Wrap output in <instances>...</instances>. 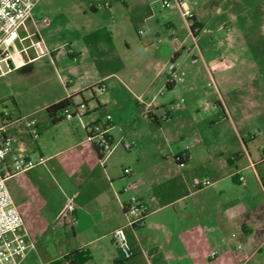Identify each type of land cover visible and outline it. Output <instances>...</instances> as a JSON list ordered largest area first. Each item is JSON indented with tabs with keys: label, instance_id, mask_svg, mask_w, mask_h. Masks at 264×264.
Masks as SVG:
<instances>
[{
	"label": "crops",
	"instance_id": "0c3cea01",
	"mask_svg": "<svg viewBox=\"0 0 264 264\" xmlns=\"http://www.w3.org/2000/svg\"><path fill=\"white\" fill-rule=\"evenodd\" d=\"M120 1L126 3V0ZM182 1L194 14V21L201 25L199 31L195 28L192 32L190 24L182 17L193 40L219 13L248 7L244 0ZM78 7V13L85 17L99 13L102 7L112 9L107 0H79ZM171 11L181 15L175 3ZM230 15L236 18L234 13ZM17 34V40L29 38L32 41V36L28 37L32 35L30 33L20 37L18 30ZM17 40V49H29L27 54L16 56V61L26 64L34 60L37 56L31 57L29 50H35V47L30 43L21 48ZM81 52L77 49L67 52L79 64L69 74L70 81L63 93L45 108L64 98H70L75 106L86 104L83 91L88 90L97 105L86 104L83 112L84 119L91 125L102 120L101 116L95 115L96 109L108 102L96 97L95 85L99 82L105 84L113 74L103 73L108 62L104 51L93 55ZM167 65L163 62L159 67V62H148V68H159L149 86L157 78L166 88L176 86L177 82L171 83L170 87L167 85ZM219 67L217 62L212 66L216 74ZM81 72L88 75L86 81L79 76ZM209 75L217 85L213 109L217 112L221 108L222 120L231 122L238 143L217 146L221 159L211 169L215 179L210 187L197 191L191 189L192 181L202 177L191 167L203 148L197 135L188 146L175 148L168 137L163 146L156 141L155 131H114L115 121L111 116L109 135L116 146L101 161L99 152L87 141V131L82 127L84 131L73 126L76 131H37L38 137L29 132V138L23 131L13 129L14 123H11L6 134L13 142L12 156L23 146L30 158H44L33 169L6 181L23 218L24 228L25 224L29 226L25 228L27 233L28 229L45 232L40 238L36 237L38 248L29 251L20 264L37 257L42 264H48L74 251L87 254L85 264H249L257 256V264H260L264 259V143L261 146L254 144L257 135H250L248 141L241 138L227 101L219 91L223 79L210 72ZM154 98L155 95L152 100ZM152 100L148 103L151 106L146 110L147 115L158 125L162 116L168 121L172 113L164 106L152 109ZM166 113L168 118H165ZM165 147L173 156L184 155L183 167L175 161L160 159ZM127 168L131 170L129 174L125 173ZM239 190L243 191V198H236L234 192ZM133 196L147 205L144 225L137 229L127 224L123 209ZM69 198L75 202L76 222L73 225L57 224L54 218ZM119 227L124 229L133 252L128 259L122 257L112 237L113 231ZM49 236L54 238L52 244L58 247L57 240L62 239L64 248L55 252L49 251L48 247L43 249ZM29 237L28 233L24 238L32 241ZM213 252L217 254L211 257Z\"/></svg>",
	"mask_w": 264,
	"mask_h": 264
},
{
	"label": "rangeland",
	"instance_id": "374dc122",
	"mask_svg": "<svg viewBox=\"0 0 264 264\" xmlns=\"http://www.w3.org/2000/svg\"><path fill=\"white\" fill-rule=\"evenodd\" d=\"M34 1L32 19L26 23L28 32L21 28L19 34L20 37L32 34L40 56L30 49V56H37L34 60L8 72V67L2 65L0 126L15 121L13 129L23 131L29 138V132L33 131H76L73 127L84 131L77 119L63 118L54 123L45 106L63 93L70 81L69 74L79 64L67 55L70 49L81 50L83 55L102 50L108 56L103 73L113 74V77L105 81L104 93L96 92V97L108 102L97 108L95 115L101 119L108 114L113 116L114 131H155L157 142L164 146L168 137L175 148L190 145L197 135L203 148L191 167L201 178L214 181L211 169L221 159L217 146L238 142L231 122L222 120L221 108L217 112L213 109L217 85L211 80L210 72L223 79L219 91L227 101L241 138L248 141L250 135H257L254 144L264 143V0H244L248 4L244 10L235 8L219 13L195 40L182 16L171 11L172 6L163 7V0H126L125 4L120 0H107L112 5L111 11L102 7L99 13L87 17L78 13L79 0ZM31 42L29 38L17 40L21 48ZM148 62H159V67L163 62L174 64L177 71L183 73V82L177 81L176 86L169 89L157 78L149 86L159 68H148ZM216 62L220 64L218 74L212 68ZM4 71L6 73L2 74ZM79 76L83 81L88 78L82 72ZM83 94L87 105H96L88 90ZM151 100L152 109L164 106L172 113L168 121L162 116L158 125L147 115ZM84 122L88 124L86 119ZM164 152L160 159L175 163L166 147ZM239 191L234 192L236 198L243 195V191ZM28 227L25 224V228ZM17 233L21 235L24 230ZM28 233L38 248L36 237L40 238L45 232L28 229ZM52 239L48 237L43 249L48 247L55 252L64 248L62 239L57 240L59 247L52 244ZM22 241L28 242V239L23 237ZM258 258L249 264H257ZM57 261L48 264H57ZM24 264L42 262L37 257ZM260 264H264V259Z\"/></svg>",
	"mask_w": 264,
	"mask_h": 264
},
{
	"label": "built area",
	"instance_id": "2783aa9c",
	"mask_svg": "<svg viewBox=\"0 0 264 264\" xmlns=\"http://www.w3.org/2000/svg\"><path fill=\"white\" fill-rule=\"evenodd\" d=\"M175 3L179 8L182 17L190 24L194 23V14L184 5L182 0H163V7H170ZM34 0H0V70L2 65L8 67V71L15 66L23 65L22 61L17 62L16 56L27 54L29 47L17 49L15 41L18 39L17 31L21 28L27 30L26 23L32 17V11L35 7ZM32 35H28L31 37ZM26 38L19 39L20 41ZM31 46L35 47L38 56L37 42L32 40ZM42 55V54H41ZM169 78L168 83H174L182 80V74L177 71L174 64L167 65ZM6 71L2 72V74ZM99 93L106 91L105 84L99 82L95 85ZM86 104L73 105L62 112V116L67 120L77 119L80 126L87 131V141H89L99 152L100 160L106 159L115 149L109 131L112 128V117H106L91 125L84 122L83 110ZM173 108L176 106L173 105ZM7 115L5 114V117ZM169 114L166 113L165 118ZM15 121H8L0 126V264H20L28 255L29 251L35 249L32 241L23 242V237H27L28 233L24 228V221L17 210L6 181L23 172L33 169L36 165L42 163L44 158L39 156L32 159L25 154L23 146L18 148V153L12 156L13 142L7 136L8 126ZM33 137H38V132H31ZM122 143V139L120 140ZM188 147H186L187 150ZM178 166L183 167L185 164L184 155L182 153L173 156ZM131 170L125 169V173L129 174ZM243 181V177L240 178ZM212 182L205 178H195L191 183V189L194 191L208 188ZM124 213L127 216V224L130 227L141 226L144 223V216L147 213V205L137 196L131 197L123 205ZM75 202L73 198H69L60 211L56 214L54 220L57 224L73 225L76 220L74 217ZM24 230V233L18 235L17 231ZM113 240L117 245L122 257L128 259L132 257L133 252L127 240L125 231L119 227L113 231ZM217 252H213L211 257L216 256Z\"/></svg>",
	"mask_w": 264,
	"mask_h": 264
},
{
	"label": "trees",
	"instance_id": "16d2710c",
	"mask_svg": "<svg viewBox=\"0 0 264 264\" xmlns=\"http://www.w3.org/2000/svg\"><path fill=\"white\" fill-rule=\"evenodd\" d=\"M201 25H198V23H196L194 21L193 25L191 26V30L192 32H194L196 27H200ZM168 87H170L171 83H167ZM73 104L71 102L70 98H64L59 100L56 103H53L51 105H49L46 108V112L48 114V116L54 121H61L63 120L62 117H60L62 115V112L69 108L72 107ZM146 216V215H145ZM144 216V218H145ZM144 225V223H143ZM141 226H134L133 229H137L142 227ZM88 260L87 254L85 253H80L79 251H74L72 253L66 254L64 256H62L60 259H58L57 264H85L86 261Z\"/></svg>",
	"mask_w": 264,
	"mask_h": 264
}]
</instances>
